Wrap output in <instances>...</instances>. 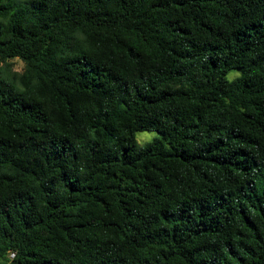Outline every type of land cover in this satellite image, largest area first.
I'll use <instances>...</instances> for the list:
<instances>
[{
    "label": "trees",
    "instance_id": "16d2710c",
    "mask_svg": "<svg viewBox=\"0 0 264 264\" xmlns=\"http://www.w3.org/2000/svg\"><path fill=\"white\" fill-rule=\"evenodd\" d=\"M0 264H264V0H0Z\"/></svg>",
    "mask_w": 264,
    "mask_h": 264
},
{
    "label": "rangeland",
    "instance_id": "374dc122",
    "mask_svg": "<svg viewBox=\"0 0 264 264\" xmlns=\"http://www.w3.org/2000/svg\"><path fill=\"white\" fill-rule=\"evenodd\" d=\"M22 63L19 61H15L14 63V69L20 72L22 70ZM236 72L232 71L227 76L229 79H231L233 76H235ZM159 135L156 132H138L135 134V140L136 144L139 148L144 147L146 144L153 142L155 139H158Z\"/></svg>",
    "mask_w": 264,
    "mask_h": 264
},
{
    "label": "built area",
    "instance_id": "2783aa9c",
    "mask_svg": "<svg viewBox=\"0 0 264 264\" xmlns=\"http://www.w3.org/2000/svg\"><path fill=\"white\" fill-rule=\"evenodd\" d=\"M9 257L12 259L14 257V254H10Z\"/></svg>",
    "mask_w": 264,
    "mask_h": 264
}]
</instances>
